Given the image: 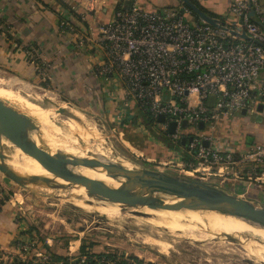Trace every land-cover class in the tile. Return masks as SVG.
Wrapping results in <instances>:
<instances>
[{
  "label": "built area",
  "instance_id": "2783aa9c",
  "mask_svg": "<svg viewBox=\"0 0 264 264\" xmlns=\"http://www.w3.org/2000/svg\"><path fill=\"white\" fill-rule=\"evenodd\" d=\"M102 3L84 0L78 13L85 17ZM227 11L221 17L223 26H216L190 22L179 9L160 11L137 2L117 7L98 24L101 54L93 72L105 82L123 81L128 95L154 119L165 115L162 124L172 147L164 162L181 171L215 168L212 174L241 179L261 175L264 181V143L237 156L233 141L205 131L209 123L243 110L257 111L264 104V3L231 0ZM242 31L261 42L241 36ZM86 42L81 38L78 45ZM171 121L177 123L174 131ZM92 260L115 264L118 258L110 252L75 254V249L60 257L40 248L32 237L20 240L15 251L0 247V264H93ZM127 262L137 264L134 259Z\"/></svg>",
  "mask_w": 264,
  "mask_h": 264
},
{
  "label": "crops",
  "instance_id": "0c3cea01",
  "mask_svg": "<svg viewBox=\"0 0 264 264\" xmlns=\"http://www.w3.org/2000/svg\"><path fill=\"white\" fill-rule=\"evenodd\" d=\"M83 1L0 0V67L36 86L40 85L34 82L48 85L40 87L60 93L84 110L105 113L115 122L134 120L137 124L133 126L140 129V132L135 130L136 136L144 134L138 138L142 142L141 148L132 145L130 140L126 141L135 152L156 154L162 148L164 152H170L172 146L168 144V139L153 138L151 134L154 123L161 125L162 121L145 114L137 101L128 95L123 81L105 82L94 74L93 67L101 54L96 43L98 24L110 18L117 7L134 2L160 11L179 9L194 22L202 20L183 0H101L103 3L97 11L86 12L82 17L77 8ZM193 1L221 18L228 14L231 0ZM81 38L86 39L85 46L78 45ZM246 111L209 123L205 128L217 139L233 141L237 156L256 143H264V115L259 111L250 112V115L256 114L252 118ZM240 168L244 173L248 169L243 165ZM246 177L241 179L231 174L222 180L234 179L233 183L240 185L237 187L240 189L238 194L264 205L261 175L251 179ZM18 210L17 202L8 196L6 189L0 187V247L5 251H15L18 242L28 238L29 233L23 231V222L18 220ZM86 251L102 253L95 248L89 250V247Z\"/></svg>",
  "mask_w": 264,
  "mask_h": 264
},
{
  "label": "rangeland",
  "instance_id": "374dc122",
  "mask_svg": "<svg viewBox=\"0 0 264 264\" xmlns=\"http://www.w3.org/2000/svg\"><path fill=\"white\" fill-rule=\"evenodd\" d=\"M261 1L264 3V0ZM185 17L190 22H194L188 15ZM0 69L2 73L5 72L4 74L14 76L10 70L1 67ZM34 83L49 87L42 83ZM31 85L34 87L36 96L43 98L48 103H57L59 107L65 105L48 90ZM77 108L87 115L99 119L101 126L106 129L110 143L118 152V156L150 168L203 178L217 183L229 192L237 193V190H240L237 188L240 185L233 183L234 179L222 180L225 176L230 177L231 174L222 176L212 174L210 171L215 168H201V171H194L192 174L181 171L172 163L164 162L170 158L171 151L164 152L163 148L156 154L135 152L126 141L130 140L132 145L141 148L142 142L138 138L144 134L140 133L136 136V131L140 132V129L133 126L137 124L134 120L126 119L124 123L115 122L105 113H93L80 107ZM68 110L74 119L80 121L81 130L92 131L93 136L102 135V132H99L95 126L89 124L87 120L85 122L83 116L72 111L69 107ZM257 111L264 115V109ZM246 113L249 114L250 111L247 110ZM249 116L255 118L256 114H249ZM151 134L153 138L168 139V144H170V137L163 124L154 123ZM32 174L28 172L26 176H32ZM36 180L37 182L33 181L31 184L23 185L0 170V187L3 190L6 189L8 196L17 202L19 206L17 217L24 224L23 231L29 233L27 237L36 239V244L40 248L49 250L55 255L65 257L69 255L71 249H75L76 254L82 250L86 251V247H89V250L95 248L102 253L110 252L111 255L118 258V261L119 259L126 261L134 259L137 264L145 262L148 264H210L204 255L211 256L220 264H264V226L252 225L249 226L250 230H245L244 227H247V224L239 219L228 222L233 226H240L241 232L229 229L220 234L212 233L209 239L213 245L207 246L208 252L202 251V254L193 245L186 244L184 237L181 236L182 244L176 246V248L180 247L181 253L178 254L179 261L175 262L152 249L144 239V234H146L155 237L164 244L157 229L151 231L143 227L142 223L136 220L130 212L121 209L107 198L76 195L66 191L62 184L47 180L45 176L38 175ZM256 203L259 204L258 201ZM111 204L116 205L117 208L111 207ZM220 220L223 221V217H220ZM25 239H21V241H25ZM251 243L261 258L251 251Z\"/></svg>",
  "mask_w": 264,
  "mask_h": 264
},
{
  "label": "bare ground",
  "instance_id": "6f19581e",
  "mask_svg": "<svg viewBox=\"0 0 264 264\" xmlns=\"http://www.w3.org/2000/svg\"><path fill=\"white\" fill-rule=\"evenodd\" d=\"M4 73L0 71V117L8 119L11 125L16 120L22 131L34 139L43 153L60 169L91 181H98L108 176L103 173V169L96 167L90 158L96 157L108 165L132 164L131 160L118 156L106 129L101 126L97 117H91L79 110L60 93L37 86L51 92L65 105L59 107L57 103H48L35 95L31 85L33 83ZM68 107L83 116L85 122L87 120L95 126L102 135L93 136L92 131L81 130L80 121L74 119ZM0 155L9 158L13 167L25 174L26 184L23 185L37 182L36 177L44 176L43 173L47 171L32 152L14 141L0 140ZM28 172L33 173L32 176H26ZM186 172L194 174L192 170ZM105 198L130 212L143 227L151 231L157 229L164 244L146 234L144 239L152 249L175 262L179 261L178 254L181 253L180 247L176 248L182 244L181 236L186 244L193 245L202 254V251L208 252L207 246L213 245L209 239L212 233L220 234L229 229L241 232L240 226L236 227L228 222L239 219L247 224L245 230H250L249 226L252 225L264 226V222L252 219L226 204L179 195L160 188L147 192L127 190L117 196ZM116 205L111 204V207L115 208ZM220 217H223V221ZM250 249L261 258L252 243ZM204 256L210 264H220L211 256Z\"/></svg>",
  "mask_w": 264,
  "mask_h": 264
},
{
  "label": "water",
  "instance_id": "95a60500",
  "mask_svg": "<svg viewBox=\"0 0 264 264\" xmlns=\"http://www.w3.org/2000/svg\"><path fill=\"white\" fill-rule=\"evenodd\" d=\"M183 1L197 13L202 21L210 22L216 26H223L220 17L212 15L208 11L202 9L193 0ZM250 14L252 16L255 15V9L251 3ZM241 36L261 42L248 35L245 31H242ZM63 98L67 99L65 96H63ZM263 108L264 104L260 103L259 110ZM1 113L0 111V115H2ZM159 119L163 121L165 115L161 114ZM176 124V121H171L170 131L175 130ZM186 124L187 122L184 121V125ZM201 126H204V122H201ZM3 139L14 141L32 152L46 168L47 171L43 174L47 180L58 182L64 186L66 191L79 196H98L105 198L106 196H117L127 190L133 192L137 190L147 192L152 189L160 188L179 195L226 204L240 210L252 219L264 222V205H259L249 197L229 192L217 183L203 178L194 177L190 174H177L135 163L123 166L108 165L100 159L92 157L90 158L92 163L96 167L103 169V173H105L108 178L91 181L60 169L43 153L36 141L22 131V127L18 125L16 120H14L11 125L8 119L0 117V140ZM0 170L19 183L26 184L25 174L20 173V171L14 168L10 163V159L2 155H0Z\"/></svg>",
  "mask_w": 264,
  "mask_h": 264
},
{
  "label": "trees",
  "instance_id": "16d2710c",
  "mask_svg": "<svg viewBox=\"0 0 264 264\" xmlns=\"http://www.w3.org/2000/svg\"><path fill=\"white\" fill-rule=\"evenodd\" d=\"M201 8H203V6H201L198 2H196ZM189 9H191V8H189ZM192 12H193V10H191ZM196 15H197V13H196ZM198 16V15H197ZM199 17V16H198ZM141 108V107H140ZM141 109H143V108H141ZM143 111H145V114L147 115V116H149V117H151L152 118V115L146 110V109H143ZM149 117H147V119L149 118ZM149 120V119H148ZM61 257V256H60ZM92 262H93V264H96V262L94 261V260H92ZM73 264H78L77 262H74ZM115 264H128V262L126 261V260H119V261H117Z\"/></svg>",
  "mask_w": 264,
  "mask_h": 264
}]
</instances>
